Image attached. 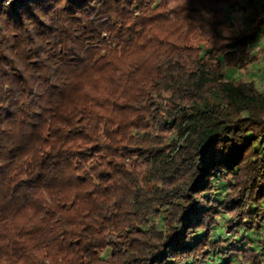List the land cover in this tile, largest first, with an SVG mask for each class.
I'll return each mask as SVG.
<instances>
[{
    "label": "trees",
    "instance_id": "16d2710c",
    "mask_svg": "<svg viewBox=\"0 0 264 264\" xmlns=\"http://www.w3.org/2000/svg\"><path fill=\"white\" fill-rule=\"evenodd\" d=\"M263 26L256 0H0V264H263L264 92L222 71Z\"/></svg>",
    "mask_w": 264,
    "mask_h": 264
},
{
    "label": "rangeland",
    "instance_id": "374dc122",
    "mask_svg": "<svg viewBox=\"0 0 264 264\" xmlns=\"http://www.w3.org/2000/svg\"><path fill=\"white\" fill-rule=\"evenodd\" d=\"M256 4L258 6L264 7V0H256ZM250 9L247 11L233 14L229 13V10L226 12V17L229 20H234L236 22V30L242 31L247 28V22L250 17ZM241 42L246 43L247 49L249 53L255 54L258 52L260 48L264 46V26L258 30L257 33L253 35H246L244 37H241ZM240 41H236L235 45L239 44ZM223 73L225 74V78L227 79H237L238 77H242L247 80H253L256 84V86L261 89L264 92V52L259 54L258 60L251 64L247 65L246 68H228L225 64H223L222 68ZM227 181H221L219 180L216 182V188L214 197L222 198L226 192L228 191ZM263 210V209H262ZM262 219L260 221V225L262 230L264 231V210L262 212ZM221 221V224H218L214 228V232L217 236H221L225 238L226 242H230L232 240H238L240 238V235H231L228 234L227 229H225L224 221L222 218L219 217L218 221ZM244 234V233H243ZM253 238H256L255 243L258 244L257 247H260V241L259 239L264 241V235H253ZM236 238V239H235ZM238 256L236 259L240 258V254H237ZM234 255H231V259L233 261H236L233 257ZM264 257V254H263ZM217 259V258H215ZM221 262V259H217L214 263L219 264ZM238 264V263H236ZM263 264H264V258H263Z\"/></svg>",
    "mask_w": 264,
    "mask_h": 264
}]
</instances>
